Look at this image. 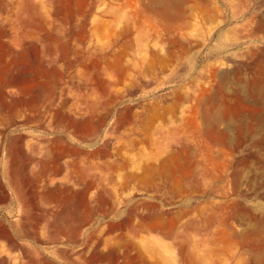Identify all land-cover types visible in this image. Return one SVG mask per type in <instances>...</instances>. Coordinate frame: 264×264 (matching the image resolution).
Here are the masks:
<instances>
[{"label": "rangeland", "instance_id": "rangeland-1", "mask_svg": "<svg viewBox=\"0 0 264 264\" xmlns=\"http://www.w3.org/2000/svg\"><path fill=\"white\" fill-rule=\"evenodd\" d=\"M213 1L0 0V264H264V114L201 117L254 90L264 0ZM238 203L262 235L222 231Z\"/></svg>", "mask_w": 264, "mask_h": 264}, {"label": "bare ground", "instance_id": "bare-ground-1", "mask_svg": "<svg viewBox=\"0 0 264 264\" xmlns=\"http://www.w3.org/2000/svg\"><path fill=\"white\" fill-rule=\"evenodd\" d=\"M205 1V0H203ZM215 1V0H214ZM213 1V2H214ZM149 6H152L154 8H157L159 9L161 12H166V10L169 8L170 6V3L169 0H147ZM207 2V1H206ZM205 2V3H206ZM199 3V2H198ZM197 5H200V3ZM203 3V2H202ZM204 3V4H205ZM236 3V2H235ZM169 4V6H167ZM204 4L202 5V7L204 6ZM207 4V3H206ZM147 5V3H146ZM172 5V4H171ZM212 5V4H210ZM209 4H207L206 6H204L203 8H200V18L204 21V22H211L213 19H215L214 21H216L217 17L220 12L218 6L216 5H212L210 6ZM148 6V5H147ZM146 6V7H147ZM190 7L188 8H191L193 9L195 6L193 4L194 7H191V5H189ZM209 6V7H208ZM234 6V5H233ZM168 7V8H167ZM197 7V8H196ZM195 8L198 9L199 7L196 6ZM171 9V7H170ZM183 10V9H182ZM182 10H179V11H182ZM187 10V9H186ZM168 11V15H169V9L167 10ZM189 11V10H188ZM187 11V12H188ZM198 11V10H197ZM177 12V11H176ZM185 12V11H183ZM181 12L180 14H176L177 17L174 19L176 21L175 23V26L177 27H187V25L189 26V24L191 22H193V20L195 19L196 17V13H193V12H188V13H183ZM179 13V12H177ZM222 13V12H221ZM161 15L162 13H156V15ZM196 14V15H195ZM218 14V15H216ZM159 15V16H160ZM221 15V14H220ZM162 16V15H161ZM172 16V15H171ZM149 17V16H148ZM175 17V16H174ZM156 18V17H155ZM171 18V17H170ZM153 19V18H152ZM151 19V21L153 22V20ZM260 19V18H259ZM262 19V18H261ZM150 20V19H149ZM212 21V22H214ZM222 20H220L219 22H221ZM146 22H148L146 20ZM211 22V23H212ZM218 22V23H219ZM262 22V20H261ZM264 23V22H262ZM260 23V25L262 24ZM221 24V23H220ZM174 26V25H173ZM263 26V25H262ZM260 27V26H259ZM181 28V29H182ZM264 30V29H263ZM181 46V44H180ZM183 46V51L185 52L186 48ZM181 48V47H180ZM262 51V50H261ZM254 52V51H252ZM258 52V51H257ZM249 54V53H248ZM251 54V53H250ZM263 54V53H262ZM179 55V54H178ZM254 56V55H253ZM258 56V55H257ZM260 57V56H259ZM262 57V56H261ZM259 59L258 63H256L252 69L253 71H251L252 73V76L251 77V85H252V88L254 90H251L250 93L248 95H244L243 93L240 92V94H238L239 92L237 93H232V94H228L227 97H226V102H225V105H222V107H212V109L210 107L206 108L205 111L203 110V113L201 115V117H203V121L205 123V128L208 129V131L210 133H212L214 136H218L220 139V141H224L225 139H227L228 135H227V131L223 128V129H220L219 128V124L220 123H225L224 126L227 124L228 120L229 122L231 121L230 119L234 118L236 116V110H239L237 109L238 107L239 108H247L248 112L252 114L253 113H263L264 114V58L262 57ZM177 59V58H176ZM164 62V61H163ZM162 62V63H163ZM161 63V64H162ZM253 64V63H252ZM163 65V64H162ZM164 67V66H163ZM149 68V67H148ZM248 68V67H247ZM163 69V68H162ZM148 74H151V75H154V71L153 70H146ZM218 87V86H217ZM226 89V87L224 88ZM239 89V88H238ZM233 91V90H232ZM237 91V90H236ZM241 91V90H240ZM220 92V91H219ZM228 92V91H227ZM217 93V92H216ZM214 96V95H213ZM217 96V94H216ZM186 97V96H185ZM208 98V97H207ZM206 98V99H207ZM223 99V98H222ZM221 100V99H219ZM206 101V100H205ZM208 101V100H207ZM218 102V101H217ZM216 102V103H217ZM210 105V104H209ZM239 114V113H238ZM251 114V115H252ZM242 115V114H241ZM244 115V114H243ZM250 116V114H249ZM264 116V115H263ZM261 116V117H263ZM241 117V116H240ZM246 117V116H245ZM260 117V118H261ZM239 118V117H238ZM242 118V117H241ZM246 119V118H245ZM262 119V118H261ZM233 120V119H232ZM236 120V119H235ZM237 121V120H236ZM242 121V120H241ZM203 123V125H204ZM236 123V122H235ZM231 125V124H230ZM222 126V125H221ZM227 126H225L226 128ZM233 127V126H232ZM228 129V128H227ZM248 129V128H247ZM203 131V130H202ZM211 134V135H212ZM207 135V134H206ZM212 135V136H213ZM208 136V135H207ZM211 136V137H212ZM238 138V136H237ZM225 142V141H224ZM227 142V141H226ZM228 143V142H227ZM227 145V144H226ZM225 146V145H224ZM237 162V161H236ZM235 163V162H234ZM238 163V162H237ZM242 163V162H241ZM260 164L258 165V167L260 166V168H262L264 171V162H259ZM234 165V164H233ZM238 165L240 164H236L235 167L232 168V171L230 172L229 176L225 178V170H222L221 174H211V172H208V176H211V182L213 181H223V180H230L232 183H233V190L235 191L236 195H239L241 194L239 192V186L241 185V175H240V169H238ZM246 165V164H245ZM237 166V167H236ZM247 166V165H246ZM242 167V166H241ZM240 167V168H241ZM245 168V167H244ZM205 171V170H204ZM202 171V172H204ZM205 174L207 175V173L204 172V176L203 178H205ZM203 175V174H201ZM206 176V177H208ZM202 177V176H201ZM192 181V180H191ZM244 183V181H243ZM242 183V184H243ZM222 188V186H221ZM213 191L215 190H210V193H213ZM221 204V203H220ZM239 204V203H238ZM234 205L232 204L233 206L231 207V209L227 210L224 214L222 213V216L225 215L222 219V226H223V229L222 231L227 234V235H231L232 233L230 232L231 230V222L229 223V221L231 220V218L233 217H236L239 215L240 219L242 220L243 219V224H244V227H243V233L244 235H252V236H257V235H262L263 231H261L258 227V223H259V220H258V217L254 214V212H252L250 209H247L248 207L245 206V205H242V204H239V205ZM227 205V204H226ZM219 206V204H218ZM221 206V205H220ZM222 209H225L226 207H219ZM228 209V208H227ZM226 210V209H225ZM221 211V212H222ZM214 216L211 215L209 217H207V222H211L213 220ZM239 219V218H238ZM231 224V225H230ZM262 225V224H261ZM262 227V226H261ZM264 229V228H263ZM261 237V236H259ZM263 238V237H262ZM259 241V239H257ZM254 243V242H253ZM259 244V243H258ZM261 245V244H260ZM259 245V246H260ZM256 249V248H255ZM259 250V249H257ZM255 250V251H257ZM205 253V252H204ZM251 255V254H250ZM258 255V254H257ZM261 255V254H260ZM264 256V255H262ZM184 258H185V262L184 264H199L200 261L203 260V258H200L199 255L196 253V252H186L185 255H184ZM258 258V257H257ZM264 259V258H263ZM260 260V259H259ZM263 261L261 260V263ZM258 264V263H257Z\"/></svg>", "mask_w": 264, "mask_h": 264}]
</instances>
